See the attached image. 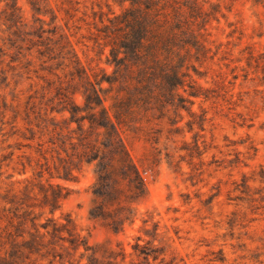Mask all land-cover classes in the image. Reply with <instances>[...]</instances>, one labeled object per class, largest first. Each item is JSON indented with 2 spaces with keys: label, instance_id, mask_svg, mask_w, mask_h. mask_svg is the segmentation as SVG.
<instances>
[{
  "label": "trees",
  "instance_id": "trees-1",
  "mask_svg": "<svg viewBox=\"0 0 264 264\" xmlns=\"http://www.w3.org/2000/svg\"><path fill=\"white\" fill-rule=\"evenodd\" d=\"M29 1L35 23L24 31L25 37L14 32L18 40L10 37V45L21 53L26 49L23 56L27 59L37 47V56L43 62H52L43 69L55 78L43 77L53 94L47 97L45 92L39 102L34 99L21 115L26 130L20 136L27 142L18 148L35 149L37 164L41 165L37 171L40 179L30 190L27 184L25 190L0 192V264H121L133 254L142 261L132 259L130 264H176V257L167 258L159 222L153 229L142 227L151 239L143 244V234H139L130 253L121 242L116 246L91 243L71 214H56L71 191L55 179L75 180L84 164L94 165L90 215L121 232L136 221L140 203L149 193L148 174L131 153L127 130L138 131L153 143L155 164L163 160V147L157 144L162 143L164 135L171 167L181 171L187 155L190 165H195L196 157L204 162L208 146L202 131L208 110L201 106L198 113L194 105L197 98L208 100L223 94L200 81L220 63L216 56L223 42L214 50L209 25L214 18L219 19V12L226 16L223 1L207 9V0H113L119 10L107 1L109 11L94 10L99 20L93 22L95 30L90 38L102 47V53L109 48L106 60L114 66L112 72L83 62L71 34L57 23L59 15L51 0ZM253 1L264 6V0ZM5 9L11 17H18L16 25L24 24L17 0H7ZM48 13L54 22L51 28L45 27L47 19L43 15ZM247 48L248 65L264 72V52L258 53L251 45ZM222 86L226 84L222 82ZM33 98L31 95L30 100ZM185 112L191 118L182 125ZM179 137L183 144L170 150L169 142L176 143ZM179 150L187 151L180 154L181 159L176 156ZM10 153L14 155V151ZM7 156L0 158V177ZM261 172L260 177L252 178L264 182V167ZM250 178L243 174L247 188L251 187ZM220 258L226 260V256Z\"/></svg>",
  "mask_w": 264,
  "mask_h": 264
},
{
  "label": "rangeland",
  "instance_id": "rangeland-1",
  "mask_svg": "<svg viewBox=\"0 0 264 264\" xmlns=\"http://www.w3.org/2000/svg\"><path fill=\"white\" fill-rule=\"evenodd\" d=\"M6 1L0 2V158L8 155L0 177V192L3 193L11 189L25 190L27 184L30 190L40 179L37 171L41 165L37 164L39 155L35 149L18 148L27 142L20 136L21 131L26 130L21 115L34 99L39 102L45 92L47 97L53 94L46 88L48 83L43 77L55 78L43 69L52 62H43L37 56V47L28 55V59H32L29 61L23 56L26 49L21 53V49L10 45V37L18 40L13 33L24 36V31H29L35 23L36 16L29 0H17L24 24L16 25L18 17L8 14ZM107 1L116 10L120 9L113 0H51L59 15L57 23L71 34L83 62L112 72L114 66L106 60L109 48L102 53V47L90 38L95 30L93 22L99 20V16L95 18L94 10L109 11ZM219 1L207 0L205 7L211 9L212 3ZM221 1L226 16L219 12V19L214 18L209 25L215 40L214 50L216 44L223 42L216 56L220 63L214 64L209 76L200 81L214 87L215 93L223 94L208 100L197 98L194 105L198 113L202 112L201 106L208 110L202 131L208 146L203 155L204 162L196 157L195 165H190L187 155L182 160L181 171L171 167L167 162L164 135L162 143L157 144L163 147V160L155 164L153 143L142 133L127 130L131 153L148 174L149 193L140 203L136 221L127 224L121 232L112 230L107 221L90 215L92 186L96 180L94 165L84 164L75 180L55 179L71 191L56 214H71L79 231L91 243L116 246L121 242L130 253L139 234H143L144 239L140 240L143 244L151 239L142 227L153 229L155 222H159V237L163 238L162 244L167 245V258L176 257V264H264V182L252 178L260 177L264 167V72L250 67L247 59L250 45L258 53L264 52V6L253 0ZM43 16L47 19L45 27H53L52 14ZM19 42L28 45L21 39ZM236 65L240 67L235 69ZM222 82L226 86H222ZM31 95L34 98L30 100ZM77 100L82 101L80 95ZM17 114L20 115L16 119ZM185 114L180 122L182 125L191 118ZM187 137L192 140V133L188 132ZM181 139L179 137L176 143L170 141V150L182 145ZM186 152L176 151L177 159ZM244 173L251 177L250 188L245 185ZM25 178L32 181L28 183ZM145 219H149L147 223ZM224 256L225 261L220 258ZM132 259L142 261L133 254L121 264H130Z\"/></svg>",
  "mask_w": 264,
  "mask_h": 264
}]
</instances>
